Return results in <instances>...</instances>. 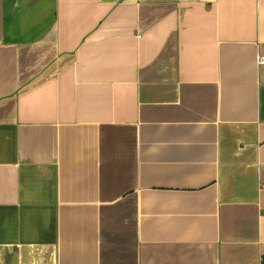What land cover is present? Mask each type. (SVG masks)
<instances>
[{"label": "crops", "instance_id": "crops-1", "mask_svg": "<svg viewBox=\"0 0 264 264\" xmlns=\"http://www.w3.org/2000/svg\"><path fill=\"white\" fill-rule=\"evenodd\" d=\"M0 264H264V0H0Z\"/></svg>", "mask_w": 264, "mask_h": 264}, {"label": "built area", "instance_id": "built-area-1", "mask_svg": "<svg viewBox=\"0 0 264 264\" xmlns=\"http://www.w3.org/2000/svg\"><path fill=\"white\" fill-rule=\"evenodd\" d=\"M259 63L262 64L263 63L262 60H259Z\"/></svg>", "mask_w": 264, "mask_h": 264}]
</instances>
